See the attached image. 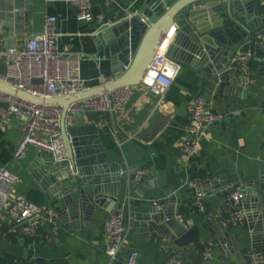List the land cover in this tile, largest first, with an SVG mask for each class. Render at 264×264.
I'll list each match as a JSON object with an SVG mask.
<instances>
[{
    "label": "crops",
    "instance_id": "obj_1",
    "mask_svg": "<svg viewBox=\"0 0 264 264\" xmlns=\"http://www.w3.org/2000/svg\"><path fill=\"white\" fill-rule=\"evenodd\" d=\"M141 1L92 0L90 19L78 22L77 7L64 0H0V50L22 45L42 32L47 16H55L58 48H67L70 54L80 57L86 86L97 87L101 84L100 76L114 79L118 74L112 72L108 46L100 47L95 35L105 24L113 26L132 20L139 13ZM200 6L192 8L193 16H200L196 10ZM141 27L139 23L130 27L136 31L135 38L141 36ZM176 32L177 28L172 37ZM132 42L131 36L129 43ZM247 46L252 48L253 56L245 77L231 81L236 90L230 86L221 89L213 76L178 61L181 70L159 106L158 98L139 85L115 118L107 111L86 110L76 114L74 124L66 127H77L88 147L98 150L97 155H107L109 163L125 168L127 178L120 186L118 201L108 199L86 226H66L57 217L56 232L44 225L33 238L6 234L12 221L3 211L0 213V258L11 256L24 264H124L129 251L137 250V264H163L166 255L174 250L184 264H229L231 261L250 264L251 254L257 249L252 247L246 226L223 225L233 207L226 191L240 185L243 191L251 189L264 195V59L255 55L254 41L247 39L233 46L228 60L230 64L234 53ZM4 72L5 59L0 57V74ZM241 88L244 93L240 92ZM197 95L205 99L211 110L224 113L225 118L206 127L197 152L187 159L179 146L187 136L189 103ZM21 134L16 118L7 127H0V166L6 164L17 175L12 198L27 197L35 191L42 199L40 204L56 213L62 200L52 201L33 175L37 155L40 153L42 159L49 155L31 148L23 160L12 157ZM140 169L145 170L144 184L134 188L136 181L129 182L128 178ZM187 179L199 183L207 206L204 213L193 205L194 192L181 186ZM203 181H209L210 186L203 188ZM158 200L166 203L165 211L180 212L187 227H198L196 243L177 248L170 238L161 234L148 237L147 229L135 225L138 220L132 214L149 209L159 213L153 205ZM117 211L124 214L127 232L120 260L110 262L103 247V222ZM226 228L234 237L231 245L234 252L229 258L215 242ZM206 246L211 251L209 259L202 254ZM258 250L264 252V241Z\"/></svg>",
    "mask_w": 264,
    "mask_h": 264
},
{
    "label": "water",
    "instance_id": "obj_2",
    "mask_svg": "<svg viewBox=\"0 0 264 264\" xmlns=\"http://www.w3.org/2000/svg\"><path fill=\"white\" fill-rule=\"evenodd\" d=\"M198 5H201L196 9L200 16L195 17L192 11ZM138 10L132 20L113 26L105 24L95 35L100 47L108 46L112 72L118 74L111 82L69 96L42 98L0 81L2 91L63 108L61 139L64 159L54 162L51 157L42 159L39 153L33 163V175L52 201L62 200V204L56 207V215L66 226L88 225L94 212L100 210V206L105 207L108 199L118 201L120 186L127 178L123 166L109 163L107 155H97V149L88 147L77 127H66V111L71 103L122 86L138 85L173 28H177V32L170 40L167 55L213 76L221 89L230 86L236 90L231 81L245 77V73L230 69L228 58L233 46L250 39L254 41L255 55L264 59V42L258 38L264 35V0H142ZM137 23L141 24L142 32L135 38L136 31L130 27ZM131 36L132 44L129 43ZM240 92L244 93L243 88ZM0 105L6 106L4 103ZM128 180L134 181V175ZM143 184L144 178L136 181L134 188ZM209 186V181H203V188ZM229 192L226 191L225 195ZM242 205L245 213L243 225L252 247L261 249L264 241L263 193L244 190ZM132 215L138 220L136 226L147 229L145 235L151 238L157 234L166 236L177 248H185L199 239L198 227H185L173 218L170 210L157 213L149 209ZM166 216L169 217L167 221L164 220ZM233 239L227 228L215 239L227 258L234 252L231 248ZM229 264L237 263L231 261Z\"/></svg>",
    "mask_w": 264,
    "mask_h": 264
},
{
    "label": "built area",
    "instance_id": "obj_3",
    "mask_svg": "<svg viewBox=\"0 0 264 264\" xmlns=\"http://www.w3.org/2000/svg\"><path fill=\"white\" fill-rule=\"evenodd\" d=\"M77 7L76 20L87 22L91 17L92 0H64ZM55 16H47L41 33L25 40L22 45L0 50V57L5 59V72L0 74V81L19 90L42 98L64 97L88 89L86 80L81 74L80 57L70 54L67 48L60 50L57 46L58 34L55 31ZM173 28L164 44L153 57L147 72L138 85L122 86L113 90L89 96L71 103L66 111L65 125L72 126L76 114L86 110L109 112L114 118L121 113L137 86H142L158 98L157 106L162 102L169 88L177 78L181 65L168 55ZM264 42V35L258 37ZM253 56L252 48L247 46L238 49L232 59L230 69L246 73ZM39 80V82H34ZM111 76H100V85L111 82ZM0 127H7L13 118L18 119L22 132L21 138L13 152L14 160H23L29 149H36L51 157L54 162L64 159L61 139V119L63 108L57 104L38 103L23 97L0 90ZM225 114L211 110L201 95L194 96L188 106L187 136L179 148L187 159L197 152L200 139L207 126L224 120ZM145 170H137L134 181L143 178ZM17 182L14 174L6 164L0 166V213L6 211L12 224L6 234L21 235L26 238L35 237L44 225L56 232L59 225L57 215L50 207L36 203L26 196L12 198V191ZM182 187L189 188L195 194L194 207L204 213L207 209L203 201L198 183L192 179L185 180ZM232 209L224 220V226H239L245 220L241 207L243 188L236 185L229 193ZM159 212L165 210L166 203L162 200L153 202ZM173 218L185 227V217L177 211ZM165 221L169 217H165ZM105 236L104 252L110 262L120 260L125 244L127 226L122 211L111 214L103 222ZM203 257H211L210 247H204ZM138 252L131 250L123 260L124 264H137ZM4 264H19L8 261ZM163 264H184L182 257L174 250L169 252ZM250 264H264V252L254 251Z\"/></svg>",
    "mask_w": 264,
    "mask_h": 264
},
{
    "label": "trees",
    "instance_id": "obj_4",
    "mask_svg": "<svg viewBox=\"0 0 264 264\" xmlns=\"http://www.w3.org/2000/svg\"><path fill=\"white\" fill-rule=\"evenodd\" d=\"M27 197H28L30 200H32V201H34V202H36V203H42V199H41V197L38 196V194H36L35 191H32L31 193H29V194L27 195ZM9 237H10V239L14 240L13 238H11V236H9ZM8 261H15V262H17V263H19V264H24V263L21 262L20 260H17V259H15L14 257H11V256H5V257L0 258V264H4L5 262H8Z\"/></svg>",
    "mask_w": 264,
    "mask_h": 264
}]
</instances>
